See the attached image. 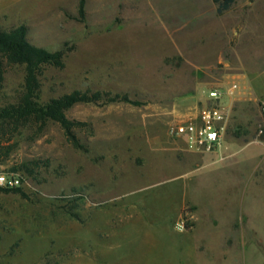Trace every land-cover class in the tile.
Segmentation results:
<instances>
[{"label":"rangeland","instance_id":"rangeland-1","mask_svg":"<svg viewBox=\"0 0 264 264\" xmlns=\"http://www.w3.org/2000/svg\"><path fill=\"white\" fill-rule=\"evenodd\" d=\"M20 26L65 52L41 105L74 91L129 101L69 109L86 123L80 147L54 121L0 131L24 177L0 189V264H264V0L224 13L214 0H0V30ZM24 78L0 55V106ZM214 88L225 142L192 153L170 126Z\"/></svg>","mask_w":264,"mask_h":264},{"label":"trees","instance_id":"trees-1","mask_svg":"<svg viewBox=\"0 0 264 264\" xmlns=\"http://www.w3.org/2000/svg\"><path fill=\"white\" fill-rule=\"evenodd\" d=\"M218 5V12L228 11L235 0H214ZM80 13H83V3ZM0 55L10 66H22L25 72L24 87L16 102L0 106V131L2 136L7 132L5 127L14 126L17 130L23 127H35L41 131L48 121L58 123L74 145L80 147L75 129L86 123L70 120L66 112L80 103L108 104L118 101H129L127 95L109 93L74 91L51 99L41 105L39 97L42 88L41 76L46 67L63 68L65 66V52L63 50L51 52L32 44L27 37V28L20 26L9 31L0 30ZM18 170L17 167L13 168ZM3 189V188H0ZM7 190V189H3ZM16 188L9 191H20Z\"/></svg>","mask_w":264,"mask_h":264},{"label":"built area","instance_id":"built-area-1","mask_svg":"<svg viewBox=\"0 0 264 264\" xmlns=\"http://www.w3.org/2000/svg\"><path fill=\"white\" fill-rule=\"evenodd\" d=\"M229 116L222 104V92L211 89L205 105L197 112L170 126L172 135L180 138L186 149L197 154H217L221 151L227 134ZM24 185L19 170L6 165L0 155V188L13 190ZM182 228H185L182 225Z\"/></svg>","mask_w":264,"mask_h":264}]
</instances>
